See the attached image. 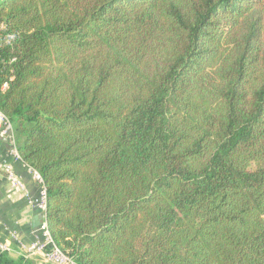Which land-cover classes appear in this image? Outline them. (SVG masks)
I'll return each instance as SVG.
<instances>
[{
  "label": "trees",
  "instance_id": "1",
  "mask_svg": "<svg viewBox=\"0 0 264 264\" xmlns=\"http://www.w3.org/2000/svg\"><path fill=\"white\" fill-rule=\"evenodd\" d=\"M0 111L76 263L264 264V0H0Z\"/></svg>",
  "mask_w": 264,
  "mask_h": 264
},
{
  "label": "built area",
  "instance_id": "2",
  "mask_svg": "<svg viewBox=\"0 0 264 264\" xmlns=\"http://www.w3.org/2000/svg\"><path fill=\"white\" fill-rule=\"evenodd\" d=\"M14 38V34L9 33L5 36V41L9 42ZM0 137L6 138L10 154L15 161H20L24 164L28 170L31 179L36 183L38 190L34 197H29L25 184L21 177L14 172L13 168L8 164L2 162L0 164L1 169L5 172L6 180L9 185V189L20 192L29 201L31 206L38 210L40 214L39 227L42 232V238H36L31 242H23L18 238L15 233H11L12 244L0 241V253H11L13 250L12 245L16 247L17 255H22L28 259H34L38 262L46 264H78L73 258L64 253L59 247H57L51 240L48 232L45 220L46 213V190L43 185L40 174L33 168L21 161L19 153L17 151L15 137L12 129V124L9 119L0 111Z\"/></svg>",
  "mask_w": 264,
  "mask_h": 264
},
{
  "label": "crops",
  "instance_id": "3",
  "mask_svg": "<svg viewBox=\"0 0 264 264\" xmlns=\"http://www.w3.org/2000/svg\"><path fill=\"white\" fill-rule=\"evenodd\" d=\"M8 163L25 184L29 197L37 194L38 187L20 161H15L10 154L9 144L4 137H0V164ZM39 213L29 201L16 190L9 189L5 172L0 167V241L12 244L11 233H15L23 242H31L42 238L39 227ZM10 253L16 256V247L12 245Z\"/></svg>",
  "mask_w": 264,
  "mask_h": 264
},
{
  "label": "water",
  "instance_id": "4",
  "mask_svg": "<svg viewBox=\"0 0 264 264\" xmlns=\"http://www.w3.org/2000/svg\"><path fill=\"white\" fill-rule=\"evenodd\" d=\"M39 216V218H40V214L38 215ZM39 222V221H38Z\"/></svg>",
  "mask_w": 264,
  "mask_h": 264
}]
</instances>
